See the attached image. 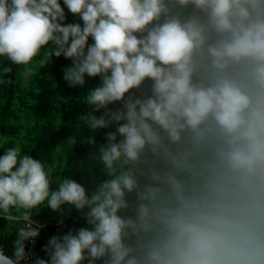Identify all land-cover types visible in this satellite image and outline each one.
<instances>
[{
    "label": "clouds",
    "instance_id": "obj_1",
    "mask_svg": "<svg viewBox=\"0 0 264 264\" xmlns=\"http://www.w3.org/2000/svg\"><path fill=\"white\" fill-rule=\"evenodd\" d=\"M62 3L0 0V57L26 83L61 56L70 88L99 77L77 120L108 129L82 141L104 179L54 181L8 148L0 213L19 225L15 254L46 202L84 226L49 237L38 264H264V0ZM12 72L0 66V83Z\"/></svg>",
    "mask_w": 264,
    "mask_h": 264
},
{
    "label": "trees",
    "instance_id": "obj_2",
    "mask_svg": "<svg viewBox=\"0 0 264 264\" xmlns=\"http://www.w3.org/2000/svg\"><path fill=\"white\" fill-rule=\"evenodd\" d=\"M60 2L63 7L62 0ZM65 13L66 23L80 22L66 8ZM42 55L43 50L33 63ZM2 65L13 68L10 77L13 83H0V156L8 148L19 146L22 153L39 159L46 169L51 168L54 181L57 176H71L91 188L93 177L104 179L100 168L95 167L94 157L89 156L93 147L82 141L89 135H95L97 144H102L105 142L104 132L108 129L92 133L77 120L79 115L90 110L84 104L83 96L99 83V77H85L84 87L70 88L62 78V70L70 66L71 61L63 56L53 57V63L39 70L27 83L20 76L22 67L10 65L5 57H0ZM55 187L53 183L52 188ZM32 213L43 226L40 228L42 238L38 254L42 259L46 258L43 249L49 237L84 226L80 214L75 209L69 210L66 205L63 206V214L49 209L46 202L33 209ZM18 226L3 219L0 213V251L12 259L16 256L12 242L16 239ZM27 243L25 241V247Z\"/></svg>",
    "mask_w": 264,
    "mask_h": 264
},
{
    "label": "built area",
    "instance_id": "obj_3",
    "mask_svg": "<svg viewBox=\"0 0 264 264\" xmlns=\"http://www.w3.org/2000/svg\"><path fill=\"white\" fill-rule=\"evenodd\" d=\"M41 238L42 235L40 233L39 236H37L34 241H28L25 247L26 255L21 259L16 255L14 261L17 263H23L35 259L39 254V246H40Z\"/></svg>",
    "mask_w": 264,
    "mask_h": 264
},
{
    "label": "water",
    "instance_id": "obj_4",
    "mask_svg": "<svg viewBox=\"0 0 264 264\" xmlns=\"http://www.w3.org/2000/svg\"><path fill=\"white\" fill-rule=\"evenodd\" d=\"M40 259L42 258H36V259L29 260L23 263H17L12 258L6 256L5 254H3L2 251H0V264H38V261Z\"/></svg>",
    "mask_w": 264,
    "mask_h": 264
}]
</instances>
